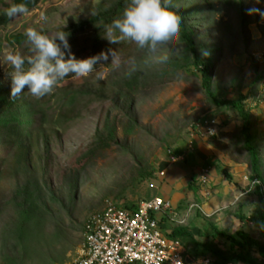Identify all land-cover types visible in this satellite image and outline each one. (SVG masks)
<instances>
[{
	"label": "rangeland",
	"instance_id": "374dc122",
	"mask_svg": "<svg viewBox=\"0 0 264 264\" xmlns=\"http://www.w3.org/2000/svg\"><path fill=\"white\" fill-rule=\"evenodd\" d=\"M118 1L42 0L0 26V89L9 104L0 106V117L13 100L7 75L12 68L3 57L9 51L31 55L29 45H12L11 36L28 28L52 34ZM9 2L0 0V14ZM170 6L190 26L199 57L213 65L214 91L223 99L241 100L250 113L264 170V17L249 14V9L264 12V0H171ZM41 14L47 19L40 20ZM97 25L76 35L74 54L85 59L112 48L119 63L110 57L86 78L70 75L40 99L25 89L20 97L45 103L46 113L35 116L21 144L0 145V264L76 259L88 217L107 200L135 206L162 191L161 183L152 189L150 182L167 167L168 151L189 150L190 129L201 117L230 123L233 131L208 138L219 140L226 154L249 162L239 113L230 104L215 107L207 101L201 72L182 39L140 51L129 41L109 44L103 38L106 27ZM183 217L176 215L173 223H185Z\"/></svg>",
	"mask_w": 264,
	"mask_h": 264
},
{
	"label": "crops",
	"instance_id": "0c3cea01",
	"mask_svg": "<svg viewBox=\"0 0 264 264\" xmlns=\"http://www.w3.org/2000/svg\"><path fill=\"white\" fill-rule=\"evenodd\" d=\"M238 124L241 126L242 122ZM222 130L229 132L234 127L230 123L221 124ZM218 141L198 137L195 150L179 148L182 159L176 163L168 161L163 169L166 171L165 178L158 180V188L163 186L162 191L155 196L170 201L171 209L158 213L157 217L168 236L176 227H186L195 240L201 243L213 241L219 247L227 248L229 242L226 237L220 235L214 238L215 229L231 234L245 231L264 244V227L258 215L264 210V197L261 190L257 192L259 187L253 186L256 178L250 171L249 162L226 154ZM204 173L206 183L201 180ZM178 214L184 215L185 223H173ZM185 247L190 264H218L216 258L210 255L190 257L188 249L192 246L185 244ZM251 255L264 262L260 255L254 252Z\"/></svg>",
	"mask_w": 264,
	"mask_h": 264
},
{
	"label": "clouds",
	"instance_id": "9594fccd",
	"mask_svg": "<svg viewBox=\"0 0 264 264\" xmlns=\"http://www.w3.org/2000/svg\"><path fill=\"white\" fill-rule=\"evenodd\" d=\"M260 0H257L259 3ZM171 0H129L121 17L107 25L103 34L109 44H120L129 41L137 49L154 51L167 48L181 39L182 24L178 16L170 8ZM26 3L12 4L5 10L8 18L27 14ZM264 12L249 9V14ZM47 17L41 14L40 20ZM66 25L52 34H45L35 28L25 31L26 43L31 55L25 58L20 53L9 51L3 57L4 64L11 66L10 78L11 99L21 96L25 89L32 97L40 99L54 91L57 84L70 75L86 78L96 70L97 65L110 61L119 63L116 49L109 48L99 54L85 59H78L71 50L70 32ZM202 55L208 52L202 50ZM28 65L26 68L25 65ZM133 68L128 75L131 76ZM259 183V181H257Z\"/></svg>",
	"mask_w": 264,
	"mask_h": 264
},
{
	"label": "trees",
	"instance_id": "16d2710c",
	"mask_svg": "<svg viewBox=\"0 0 264 264\" xmlns=\"http://www.w3.org/2000/svg\"><path fill=\"white\" fill-rule=\"evenodd\" d=\"M42 0H10L9 3H5V8L0 14V26H5L11 22L14 18H8L4 13L5 10L12 4L26 3L29 10L37 7ZM129 0H119L115 6L111 9L99 12L97 15L77 23H72L64 30L71 33L69 37V43L71 50L74 53V40L76 35L86 32L89 28H96L100 22L102 27H106L111 22L121 17L123 9L127 6ZM171 10L176 13L182 24L181 39L188 45L190 51L193 54V65L201 72L202 76V89L207 101L215 107H223L230 104L239 113L242 119L241 134L244 139V148L249 154V165L252 175L264 183V170L263 160L258 149L255 138L252 134V121L250 113L246 110L241 100H226L221 98L213 89V65L204 61L198 55L197 46L195 40L192 38L190 26L183 21L176 10L171 7ZM99 33V29H97ZM10 43L14 46L27 45L26 37L24 34H16L10 37ZM98 41V40H97ZM95 47H97L95 45ZM0 106H9L8 99L3 96L0 89ZM7 112L3 117H0V137L2 139L1 146L5 144L10 146H16L21 144L24 139L29 137V128L34 123L35 116L43 118L46 113L47 105L36 104L27 101L25 98L19 97L13 99L10 102V107H7ZM226 176L230 175L225 171ZM257 192L260 193V187L257 188ZM133 207L132 205H127ZM261 223L264 227V210L258 212ZM226 237L229 246L227 248H221L213 241L207 243H201L194 239L193 234L186 227H176L170 234L171 238L180 239L187 246H192L188 249V255L190 257L199 256H213L216 258L218 264H235L243 262L245 264H264L263 261H259L258 258L253 257L251 252L260 255L264 258V244L254 239L249 233L245 231H238L236 234H231L227 231H220L215 229L214 238L218 236Z\"/></svg>",
	"mask_w": 264,
	"mask_h": 264
},
{
	"label": "built area",
	"instance_id": "2783aa9c",
	"mask_svg": "<svg viewBox=\"0 0 264 264\" xmlns=\"http://www.w3.org/2000/svg\"><path fill=\"white\" fill-rule=\"evenodd\" d=\"M221 131L216 117H201L193 123L188 139L192 151L198 137H213ZM171 162L182 156L168 151ZM158 179L166 176L165 170L156 173ZM202 183L207 182L205 173ZM254 179L264 197V183ZM150 188H158L152 180ZM171 209V202L159 196L143 199L130 207L114 199L107 200L101 211L92 213L86 222L85 239L79 256L63 264H190L187 248L180 239L168 236L157 215ZM210 262L209 259L206 260Z\"/></svg>",
	"mask_w": 264,
	"mask_h": 264
},
{
	"label": "water",
	"instance_id": "95a60500",
	"mask_svg": "<svg viewBox=\"0 0 264 264\" xmlns=\"http://www.w3.org/2000/svg\"><path fill=\"white\" fill-rule=\"evenodd\" d=\"M188 261L190 262V260L188 259Z\"/></svg>",
	"mask_w": 264,
	"mask_h": 264
}]
</instances>
